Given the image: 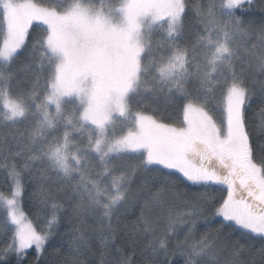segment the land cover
Instances as JSON below:
<instances>
[{
	"label": "snow or ice",
	"instance_id": "obj_1",
	"mask_svg": "<svg viewBox=\"0 0 264 264\" xmlns=\"http://www.w3.org/2000/svg\"><path fill=\"white\" fill-rule=\"evenodd\" d=\"M252 5L194 6L202 31L189 45L187 0H0V125L27 129L15 149L0 146L10 182L0 192V230L13 228L0 259L14 253L19 260L29 249L39 255L62 212L93 218L107 249L116 239L114 217L143 200L138 224L153 257L163 255L159 264L177 254L184 264H264V142L257 152L247 118L257 96L248 77H264V20L236 15ZM253 36L259 54L257 45L248 47ZM17 67L31 76V88L13 95ZM161 103L182 120L157 118ZM255 118L264 136V79ZM34 170L45 182L36 194L48 209L43 229L20 203ZM139 176L144 184L133 191ZM181 185L203 190L186 208L171 195ZM59 192L72 203L66 207ZM217 218V227L194 238L200 220ZM253 249L250 260L241 259Z\"/></svg>",
	"mask_w": 264,
	"mask_h": 264
},
{
	"label": "trees",
	"instance_id": "obj_2",
	"mask_svg": "<svg viewBox=\"0 0 264 264\" xmlns=\"http://www.w3.org/2000/svg\"><path fill=\"white\" fill-rule=\"evenodd\" d=\"M39 3L50 4L52 0H37ZM189 10L186 16V23L188 30L185 36V43L193 44L197 38V33L202 31V26L196 23L193 8L196 5L207 4V0H187ZM237 16L241 17L245 23L252 21L257 24L264 20V0H253L251 9L247 11H238ZM31 32V29H30ZM38 33L32 32V39H35ZM259 41L253 36L248 44L249 48L255 44L257 47L254 49L257 54L261 52ZM17 75L13 81L12 89L13 95L17 92H27L31 88V76L20 70L19 67L15 69ZM253 79L256 80L255 88L257 96L254 97L251 107L248 110L247 118L249 124V131L252 135L253 146L259 152L260 144L264 142V136L257 134L254 125L256 124V110L259 107V80L264 79L259 74L248 77L249 86H253ZM217 118H220L219 109L216 110ZM157 118L163 119L166 123H177V120H182V115L176 113L172 108L165 110L164 105L161 103L159 110L156 112ZM25 125L17 127H9L0 125V146L11 147L15 149L19 142L22 140L21 133L26 132ZM145 178L139 176L136 178L132 185L133 191L138 190L144 184ZM45 182L41 179L39 173L33 171V175L24 181V193L21 198V207L23 212L27 215L37 229L45 227L46 218L48 216V209L38 204L36 194ZM187 183V182H185ZM214 188L218 186H213ZM155 189H153L154 191ZM10 191V182L6 178V173L0 170V192L8 193ZM203 191L197 189L195 186L184 187L180 186L178 194H171L175 199L177 208H186L191 205L196 199V192ZM146 194V193H145ZM226 195V193H224ZM209 195L219 198L220 191H212L209 189ZM58 199L67 207L70 203L63 192L57 193ZM143 200L132 201L120 210L116 217L113 219V226L117 229L116 239L105 249L100 242L99 224L91 217H81L77 219L71 213H61L60 223L54 229L53 235L49 237L45 244L44 250L38 256L33 250L27 252L23 259H17L14 253H10L6 260L0 259V264H122L125 256L130 258L131 264H159L164 260L163 255L153 257L151 250L147 248L148 239L145 234L141 232L142 225L138 224L141 217ZM5 213L0 209V223L5 220ZM165 220L163 217L159 219V228L157 235L163 234V226ZM219 219H213L205 223L200 220L197 223L196 231L194 234L195 239H199L204 233L211 231L212 228L217 227ZM135 229V231H134ZM13 236L12 228L9 226L8 231L0 230V251L5 249L11 243ZM178 236L183 240V228L178 229ZM235 235L232 239H236ZM170 247L175 245L176 237L171 238ZM81 242H86V246H77ZM245 241L241 239V243ZM258 246V242H257ZM120 249V251H116ZM253 253L246 254L241 257L242 260L248 261L251 259ZM227 255V253H225ZM172 264H184V257L177 254L170 257ZM256 264H260L259 259H256Z\"/></svg>",
	"mask_w": 264,
	"mask_h": 264
},
{
	"label": "rangeland",
	"instance_id": "obj_3",
	"mask_svg": "<svg viewBox=\"0 0 264 264\" xmlns=\"http://www.w3.org/2000/svg\"><path fill=\"white\" fill-rule=\"evenodd\" d=\"M97 3H99V0H97ZM20 203H21V201H20ZM0 209L5 213V210H4V208H3V206L2 205H0ZM5 215H6V213H5ZM11 228H12V226H10ZM12 231H13V228H12ZM45 247V246H44ZM31 250H33L34 252H35V250L34 249H29L27 252H29V251H31ZM36 253V252H35ZM42 253V252H41ZM40 253V254H41ZM37 254V253H36ZM39 254V255H40ZM38 255V256H39ZM25 257V255L21 258V259H23Z\"/></svg>",
	"mask_w": 264,
	"mask_h": 264
}]
</instances>
